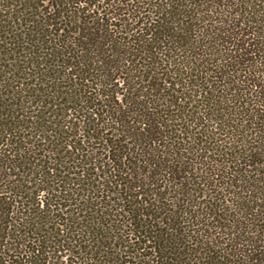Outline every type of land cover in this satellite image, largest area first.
I'll use <instances>...</instances> for the list:
<instances>
[{"label": "trees", "instance_id": "trees-1", "mask_svg": "<svg viewBox=\"0 0 264 264\" xmlns=\"http://www.w3.org/2000/svg\"><path fill=\"white\" fill-rule=\"evenodd\" d=\"M0 264H264V0H0Z\"/></svg>", "mask_w": 264, "mask_h": 264}]
</instances>
